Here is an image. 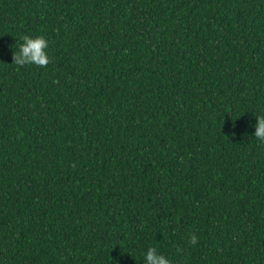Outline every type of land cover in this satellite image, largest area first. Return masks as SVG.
Masks as SVG:
<instances>
[{"label":"trees","instance_id":"trees-1","mask_svg":"<svg viewBox=\"0 0 264 264\" xmlns=\"http://www.w3.org/2000/svg\"><path fill=\"white\" fill-rule=\"evenodd\" d=\"M258 115L264 0H0V264H264Z\"/></svg>","mask_w":264,"mask_h":264},{"label":"clouds","instance_id":"clouds-1","mask_svg":"<svg viewBox=\"0 0 264 264\" xmlns=\"http://www.w3.org/2000/svg\"><path fill=\"white\" fill-rule=\"evenodd\" d=\"M22 43L19 50L14 54V62L19 66L34 64L36 66H46L49 63L48 42L43 36L21 37ZM256 124L254 126L253 137L264 142V115L255 116ZM193 244L196 238L193 237ZM143 264H171V261L163 254L159 253L156 248L150 247L143 253Z\"/></svg>","mask_w":264,"mask_h":264}]
</instances>
